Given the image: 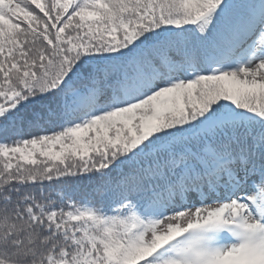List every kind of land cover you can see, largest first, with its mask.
I'll return each mask as SVG.
<instances>
[{
    "label": "snow or ice",
    "instance_id": "snow-or-ice-1",
    "mask_svg": "<svg viewBox=\"0 0 264 264\" xmlns=\"http://www.w3.org/2000/svg\"><path fill=\"white\" fill-rule=\"evenodd\" d=\"M0 264H264V0H0Z\"/></svg>",
    "mask_w": 264,
    "mask_h": 264
}]
</instances>
